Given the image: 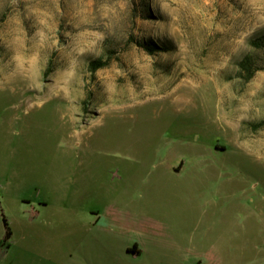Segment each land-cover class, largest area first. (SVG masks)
I'll list each match as a JSON object with an SVG mask.
<instances>
[{"label":"rangeland","instance_id":"rangeland-1","mask_svg":"<svg viewBox=\"0 0 264 264\" xmlns=\"http://www.w3.org/2000/svg\"><path fill=\"white\" fill-rule=\"evenodd\" d=\"M0 264H264V0H0Z\"/></svg>","mask_w":264,"mask_h":264},{"label":"trees","instance_id":"trees-1","mask_svg":"<svg viewBox=\"0 0 264 264\" xmlns=\"http://www.w3.org/2000/svg\"><path fill=\"white\" fill-rule=\"evenodd\" d=\"M157 48V46H155ZM105 64L102 63V62H93L90 64V68L94 71V70H97L101 67H103ZM2 220H3V225L5 227V239H8L10 237V230L8 228V224H7V221L4 217H2Z\"/></svg>","mask_w":264,"mask_h":264},{"label":"bare ground","instance_id":"bare-ground-1","mask_svg":"<svg viewBox=\"0 0 264 264\" xmlns=\"http://www.w3.org/2000/svg\"><path fill=\"white\" fill-rule=\"evenodd\" d=\"M179 88V87H178ZM165 89V87H160V89L159 90H157L158 91V93H160L161 91H163ZM171 92V91H170ZM165 96H168V97H172L173 98V96H172V94L171 93H167ZM166 98V97H165ZM174 100V99H173ZM180 103V102H179Z\"/></svg>","mask_w":264,"mask_h":264}]
</instances>
